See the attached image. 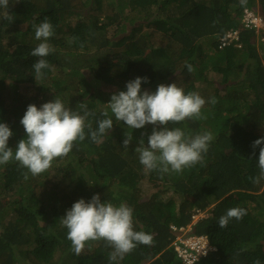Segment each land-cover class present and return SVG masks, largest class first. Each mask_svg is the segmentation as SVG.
Returning <instances> with one entry per match:
<instances>
[{"label": "trees", "instance_id": "trees-1", "mask_svg": "<svg viewBox=\"0 0 264 264\" xmlns=\"http://www.w3.org/2000/svg\"><path fill=\"white\" fill-rule=\"evenodd\" d=\"M245 8L264 13V0H247L245 7L240 0H9V9L0 8V122L13 132L9 147L26 137L20 120L27 106L56 96L73 110L87 104L93 129L104 111L114 124L103 143L86 135L38 176L25 179L27 169L14 160L0 165V264H109L104 241H88L76 255L60 223L74 202L95 194L130 206L135 230L153 236L150 246L138 245L113 264H185L172 248L181 227L208 235L217 248L193 264H264V180L249 179L259 174V147L251 145L264 137V47L241 23ZM8 11L10 20L3 18ZM45 17L54 29L53 51L44 77L35 80L39 58L31 52L41 41L33 24ZM229 29L238 30L241 46L220 48ZM136 77L148 78L142 91L176 82L205 99L206 119L169 124L189 135L213 134L203 165L145 171L135 147L153 126L127 128L107 106ZM125 131H133L127 148ZM155 179L161 185L146 197ZM235 207L247 214L220 229L219 217ZM203 211L209 215L194 222Z\"/></svg>", "mask_w": 264, "mask_h": 264}, {"label": "clouds", "instance_id": "clouds-1", "mask_svg": "<svg viewBox=\"0 0 264 264\" xmlns=\"http://www.w3.org/2000/svg\"><path fill=\"white\" fill-rule=\"evenodd\" d=\"M240 5L245 7L247 0H240ZM0 8L9 9V0H0ZM3 18L11 19L9 11ZM213 23L215 25L216 22ZM33 28L36 40L41 41L31 52L32 56L39 58L33 64L36 80L42 79V70L50 67L45 57L53 51L48 40L54 35V29L47 17L39 24L34 23ZM237 43L239 41L230 44ZM186 67L188 72L193 71L191 64ZM142 83H148V78L136 77L128 81L126 91L113 93L107 106L112 116L123 121L127 128L134 130L143 129L146 125L153 126L150 135L141 133L135 147L145 171L181 173L185 168L203 165L204 157L214 139L213 134L204 131L189 135L181 127H169V124L179 125L187 119H206L201 111L206 103L205 99L198 92L185 93L176 82L159 84L152 92L142 91ZM210 103L215 105L216 98L212 97ZM94 115L84 102L78 103V107L73 110L66 107L58 96L40 107L29 104L20 120L26 137L19 140L15 149L8 145L9 138L13 136L11 128L7 123L0 122V165L14 160L20 167L27 169L24 178L28 179L29 173L33 177L38 176L52 166L53 160L66 157L72 151L74 143L77 140L84 141L86 135L97 145L103 143L104 136L113 129V119L108 111H104L102 116L105 118L97 121L98 126L93 129L86 121ZM144 136H147V143ZM124 137L123 146L127 148L133 141V131H125ZM251 146L253 149L259 147V174L249 179L253 184H260L264 180V137L253 141ZM246 214L247 210L244 208H230L219 217L217 224L220 229H224L230 220H241ZM60 223L67 229V239L76 255L83 252L88 241H104L111 248L108 254L109 264L122 260L138 245L150 246L153 242L151 234L135 230L133 209L130 206L125 203L116 205L107 200L102 202L99 194L93 195L87 202L83 198L74 202L60 218ZM253 264H260V261L256 260Z\"/></svg>", "mask_w": 264, "mask_h": 264}, {"label": "built area", "instance_id": "built-area-1", "mask_svg": "<svg viewBox=\"0 0 264 264\" xmlns=\"http://www.w3.org/2000/svg\"><path fill=\"white\" fill-rule=\"evenodd\" d=\"M241 23L245 28L254 30L257 33L259 42L264 47V14L246 8L241 17ZM239 39L238 30L231 29L220 37V47H225L234 41H239ZM237 45L241 46L239 43ZM181 230L184 232L177 236L172 248L185 264H193L201 257L217 249L207 235L187 234L188 230L185 227H181Z\"/></svg>", "mask_w": 264, "mask_h": 264}, {"label": "rangeland", "instance_id": "rangeland-1", "mask_svg": "<svg viewBox=\"0 0 264 264\" xmlns=\"http://www.w3.org/2000/svg\"><path fill=\"white\" fill-rule=\"evenodd\" d=\"M261 9V8H260ZM152 27H157V25H153ZM256 40L257 42L261 45V43L259 42V37L257 36V33H256ZM87 75H90V73H86V76ZM91 76V75H90ZM151 185H150V189L148 191V194L146 197H149V195L155 191V188L154 187H158L160 184V181L158 179H155V180H151ZM232 195V194H231ZM209 215V212L207 211H203V212H199L195 218H194V222H197L200 218L204 217V216H208ZM190 227V226H189Z\"/></svg>", "mask_w": 264, "mask_h": 264}]
</instances>
